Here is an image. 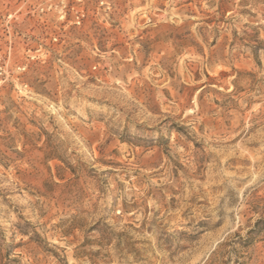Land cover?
I'll return each mask as SVG.
<instances>
[{
  "label": "rangeland",
  "instance_id": "1",
  "mask_svg": "<svg viewBox=\"0 0 264 264\" xmlns=\"http://www.w3.org/2000/svg\"><path fill=\"white\" fill-rule=\"evenodd\" d=\"M0 264H264V0H0Z\"/></svg>",
  "mask_w": 264,
  "mask_h": 264
}]
</instances>
